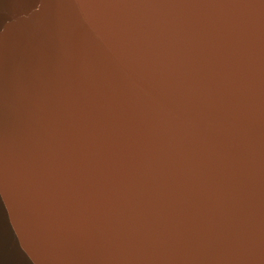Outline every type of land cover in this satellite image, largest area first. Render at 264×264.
<instances>
[{
	"label": "water",
	"instance_id": "obj_1",
	"mask_svg": "<svg viewBox=\"0 0 264 264\" xmlns=\"http://www.w3.org/2000/svg\"><path fill=\"white\" fill-rule=\"evenodd\" d=\"M0 264H264V0H0Z\"/></svg>",
	"mask_w": 264,
	"mask_h": 264
}]
</instances>
